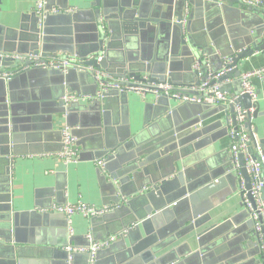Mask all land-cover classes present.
Here are the masks:
<instances>
[{
  "label": "crops",
  "instance_id": "0c3cea01",
  "mask_svg": "<svg viewBox=\"0 0 264 264\" xmlns=\"http://www.w3.org/2000/svg\"><path fill=\"white\" fill-rule=\"evenodd\" d=\"M34 1L0 0V55L27 54L18 53L17 49H28L42 29L33 16ZM180 1L124 0V5L133 6L155 28L150 32L148 26L145 39L131 38L127 43L117 25L110 34L106 27L103 30L104 22L95 15L99 41L104 31L107 38H114L111 45H107L109 40L105 41L98 54H103L109 62L106 72H114L116 61L124 56L132 61L149 60L152 56L161 60L171 42L175 52L178 51L173 42L178 32H171L169 19ZM193 1L183 7L188 9V16L192 14L184 24L189 32L186 36L201 47V62L206 58L207 65L217 71L223 66V59L245 48L253 53L239 65L241 74L264 67V49H258L264 40L263 23L248 16L256 5L243 0L238 8L243 14L234 11L225 14L214 6V1ZM94 3V0H46L47 9H57L65 15L47 20L46 53L36 57L41 60L76 57L82 68L71 70L66 77L31 69L21 72L25 74L13 75L9 81L0 79V111L6 113L0 117L18 118V124L23 127L18 150L25 152L11 155L10 167L0 172V264H13L14 247L20 252L17 259L20 264H66L65 248L85 246L87 235L96 241L117 237L100 252L109 255H98L94 264L129 260L134 258L131 249L141 253L166 239L170 240L168 244L147 264L156 261L160 264H263V254L241 209L237 179L225 172L232 161L226 114L221 109L203 103L179 104L153 95L141 99L127 93L125 101L110 95L93 105H73L70 114L62 118L60 98L64 93L91 94L94 90L92 76L83 70L81 60L84 59L73 55L79 48L82 52L89 50L93 44L91 12L97 11ZM205 45L212 50V56L204 52ZM182 54L187 53L180 49L170 57L168 68L172 82L169 83L178 92L193 95L197 86L192 71L197 62L191 64ZM18 66L0 64V71H15ZM111 77L121 83L132 80ZM251 84L258 99V113L252 120L257 144L253 150L264 155V81L253 78ZM223 85L231 95L239 92L238 77L227 78ZM2 94L5 105L1 102ZM64 124L78 139L80 160L75 164L66 165L54 156L61 149L59 129ZM135 140L152 149L142 159L144 166L130 170L128 175L121 174L116 183L110 176L104 179V173L95 165L101 159L98 147L105 143L110 152H116L115 161L129 164L135 159L132 151ZM179 176L182 182L177 185ZM162 183V192L157 191L149 200L144 198V192H150L152 185L160 188ZM120 195L127 198L122 205L124 209L108 212L94 224L75 215L71 232L63 216L41 213L53 204L78 201L101 208L113 207ZM155 212L160 214L151 219L154 215L149 214ZM6 214H11L9 227L1 218ZM39 228L50 237H60L59 248L51 246L46 235L37 236ZM125 231L128 236L119 235ZM75 255L71 264H87L83 255Z\"/></svg>",
  "mask_w": 264,
  "mask_h": 264
},
{
  "label": "built area",
  "instance_id": "2783aa9c",
  "mask_svg": "<svg viewBox=\"0 0 264 264\" xmlns=\"http://www.w3.org/2000/svg\"><path fill=\"white\" fill-rule=\"evenodd\" d=\"M247 3L251 5H260L259 0H250ZM57 9H47L46 0H35L33 6V14L38 19V25L40 28L43 26V21L49 16L60 14ZM189 11L187 8L183 10V19L179 23H185ZM175 22V20L173 21ZM103 25V24H102ZM105 30L104 25L102 26ZM0 58L10 59L11 62H21L15 71L3 72L0 71V79L9 81L10 78L21 72H27L31 69H40L44 71H60L62 75H67L71 70H77L82 68L80 61L76 57L66 56L64 58H50L47 60H41L33 54H15V55H0ZM104 58L103 54L96 55L94 60L99 63ZM234 56L223 59V66L220 70L213 71L205 58V67L207 73L205 76L198 75L199 84L195 88V94L189 95L178 92L172 85L165 80L164 83L144 84L135 82L133 80H125L123 83L114 80L110 74L104 70L86 68L84 71L92 73L93 80L96 85V89L93 94H78L66 92L60 98V103L64 112L62 118L67 117L66 110L78 104L93 105L104 99V96L109 91H117L118 93H133L144 99L147 95H153L156 99L166 98L176 103L182 104H207L214 108H219L226 114V129L228 138L230 140L229 153L231 157V164L238 177V186L241 197V209L246 212L248 219L252 223V229L256 237V242L260 253L264 258V200L262 199V191H264V155L261 152H254L253 147L256 146L254 139L253 125H248L253 120V113L256 110L258 102L257 94L252 87L251 80L256 78L260 81H264V67L242 73L239 77V92L238 94H229L225 89L220 79L227 73L233 70L230 67L233 63ZM86 62V60H81ZM27 64V65H25ZM200 68L199 63L193 65V70L198 71ZM166 76H168L166 74ZM147 75L143 76L146 79ZM167 78V77H166ZM247 95L250 101V108L245 109L242 103L238 100L239 96ZM232 109V112H230ZM201 124V123H200ZM197 126L200 127L201 125ZM61 149L54 154L56 158L63 161L64 164H75L80 160V150L78 147V139L74 135L73 130L64 124L59 129ZM257 149V148H256ZM115 154L114 151L109 152L110 156ZM243 157L244 168L249 177L250 190H245L244 180L239 173L238 157ZM33 157V156H31ZM104 160L100 159L95 162L96 167L104 173ZM127 201L125 196L119 198V202L113 207H96L94 205L85 204L81 201L70 204H53L47 210H42L41 213H52L61 215L66 219L68 230L71 232L72 218L75 215L82 216L88 221L93 218H99L102 215L115 211ZM124 233H120V236H125ZM116 236H111L103 241L93 240L90 235H87L86 246H68L65 248L67 254L66 264L72 263V255L74 254H86L89 257V264H94L96 254L109 247L116 240ZM264 264V260H263Z\"/></svg>",
  "mask_w": 264,
  "mask_h": 264
},
{
  "label": "water",
  "instance_id": "95a60500",
  "mask_svg": "<svg viewBox=\"0 0 264 264\" xmlns=\"http://www.w3.org/2000/svg\"><path fill=\"white\" fill-rule=\"evenodd\" d=\"M94 1H95L94 5H95V8L97 9V11H96V13L91 12V13H93L92 14L93 15L92 23H93V28L95 31L94 38H93V44L90 46L89 50L82 52L81 48H79V51L75 52V54H73V55L77 56L80 59L86 60V62L84 63V66L86 68H93V69H100V70H104V71H109V67H108L109 62L105 58H103L99 63H96V61L94 60V57L100 53V49L102 48V44H105V41L107 42L109 40L107 45H111L110 43L114 42V38H112V37L107 38V34L104 31L102 33V39H100V41H99L98 32H97V25H96V23H97L96 16L99 20H102L104 22L103 25H104V27H106L107 32H109L110 34L112 32H114L113 26L117 25L120 32H121V35L124 38L123 41H125L126 43L131 38H134V39L140 38L142 40L145 39L146 38L145 33L147 32L148 26L150 27V32H154L155 28H154V26H152L150 24L148 19H145L144 17L141 18L139 16L140 14H137V11L133 9L134 8L133 6L130 5V7H129L128 5H124L123 4L124 0H120L119 3L117 1L115 2L114 0H107L106 2L104 0H94ZM205 1H209V3L214 1V3H215L214 6H216V8L219 9L220 11H225V14H227L230 11H234V12H237L239 14L244 13L238 9L239 6H242L243 0H205ZM193 2H194L193 0H181L179 2V8L177 9V11L175 13H173V17H171L169 19V23L171 22L170 23L171 32H174V33L178 32V36H175L173 38V42L177 44L178 51L180 49H181V51H185L187 54H182V55L184 57H186L188 59V61L191 62V64L195 63V62H197V63L200 62L199 63V65H200L199 70L198 71H196V70L192 71V73L195 75V78H196L195 85L198 86V84H199L198 75L199 74H205V71H206L205 64L203 62H201L202 59L200 58V54H199L200 53L199 50L201 49V47H197L196 45H194L191 38L186 36V35H188L187 33H189L187 25H185L183 23H179L183 19V7H185L186 4H190ZM133 5L137 6L136 4H134V2H133ZM207 5H210V4H207ZM235 6H236V8H233ZM246 13L248 15L247 11H246ZM63 15H65V14L61 13V14L54 15L55 17L49 16L47 19H45V21H43L42 29L40 31H38L36 36H35V41L32 40L28 49L22 48L19 50V48H18L17 49L18 53H20L21 51H24L23 53L33 54V55H40V54L46 53V51L44 50L45 45H46V40H45L46 32L44 29L46 22H47V20H50L51 18H58V17H61ZM33 16H35V15L33 14ZM67 16H70V15H67ZM191 16H192V14H190V16H188V18H190ZM248 16L253 20H259V21L261 20L262 21L263 24H262L261 29L263 30L262 33H264V3L262 1H260V5L256 6L255 10H252ZM174 19H175V22L172 24V21H174ZM176 39H177V41H176ZM256 43H258V41H256ZM261 44H260L261 47L259 46L260 48H258V49H264V40L261 42ZM202 48H204V52L207 53V56H212L211 55L212 50L210 52L209 47L207 48V46L205 45V46H202ZM233 48H234V52L237 53V51H238L237 48L236 47H233ZM178 51L175 52L174 45L171 42V44L168 47L166 56L163 59L158 60V61H157L155 56H152L149 60H142L141 59L140 61L139 60L132 61L129 58H127V56H124L120 60L116 61V66H115L116 68H115L114 72H111L110 75L111 76L113 75L114 78H126V79L130 78L135 82H140V83H144V84H148V85H150V84H154V85L162 84L165 82L166 79L168 82H172L171 81L172 72L168 68V62L170 60V57H173V56L178 54ZM252 53H253V50H251V49L248 50V49L244 48V50L241 51L240 53L234 54L233 55L234 56L233 63L230 66V67H233V70L230 71L229 73H227L224 77H222L220 79V81L224 82L227 78H231L232 76L239 78L241 75V71L238 69L239 65L242 63V61L245 58L250 57L252 55ZM8 63H12L13 66H18V65L22 64L19 61L11 62L10 59L0 58V64L1 65L6 66ZM25 65H27V64H25ZM32 70H35V69H32ZM27 72H25V73H27ZM44 72H47L49 74H55V75L61 74L60 71H44ZM85 72L92 76V73L88 72L87 70ZM25 73H21V74H25ZM112 73H114V74H112ZM167 73H168V76H166ZM67 75H63V76L66 77ZM144 75H147L146 79H143ZM95 89H96V85L94 84V90L91 94L94 93ZM110 95L120 97L123 99V101H125V97H126L125 93H118L117 91H109L108 93L105 94V96H110ZM105 96H104V98H105ZM238 100L242 103V106L245 109H249L251 107L249 97L247 95L239 96ZM1 102L5 105L6 98L3 96V94L1 95ZM257 106H258V102H257L256 108H258ZM71 109H72V106L66 110L67 114H70V112L72 111ZM63 112H64V110L61 107V114ZM230 112H232V109H230ZM257 113H258V111L256 109L253 113V119L256 118ZM5 114H6L5 110L0 111V115H5ZM11 116H14V115H11ZM17 119L18 118H16V117L8 118V116H6V117L1 116L0 117V172L1 173L6 167H10V162H11L10 156L11 155H20L22 153H25V152H20L18 150L19 143H21V141H22V140H20L19 135L21 132H23V127L18 124ZM252 124L253 123L250 122L248 125L250 126ZM139 143L137 144V142L135 140L134 147L132 150L133 153L135 154V159L132 160L129 164L120 163L118 160L115 161L116 152L113 156H110L109 155L110 149L107 148L105 143H102V145H100L98 147V151H100V158L101 159L105 158L104 167H103V171H104L103 178L107 180L106 176H108V178L110 176L111 180L116 183L115 179H117V177L121 176V174L123 176H125V175L129 174L130 170H138L139 168H142L144 166L142 164V163H144V161L142 160L143 157L148 155L149 153H151L152 149L150 147V150H149L148 145H142V143H144V142H141V144H139ZM9 145H12V147L9 148ZM229 164L230 165H228L226 167L225 172H228L230 175H232L233 178L237 179V182H238L237 173L235 172L233 165L231 163H229ZM238 164H239V173L244 180L245 190L248 192L250 190V181H249V177L246 173V170L244 168L242 156L238 157ZM100 172H102V171H100ZM179 182H182V180L180 179V176L177 180V185ZM120 183H121V181H120ZM163 183L161 184L160 188H157V186H154L155 184L152 185V189L150 190V192H148V191L144 192V195H143V196H145L144 198L146 200L153 198L155 196V194L157 193V191H159V192L161 191L162 187L164 186ZM114 185H116V184H114ZM177 189H178V187H177ZM178 191H180V189ZM121 196H123V195H120L119 197H121ZM262 199L264 200V191H262ZM117 203H118V200H117L116 204ZM121 207H123V206H121ZM122 209H124V207ZM159 214H160V212H155L154 214H149V215H154V216L150 217L152 219V218H156ZM245 215L248 219V215L246 214V212H245ZM44 216L46 217L47 215H44ZM1 218L4 219L8 223L7 226L9 227V224L11 222V214L10 215L9 214L3 215V216H1ZM103 218H104V216L101 219L93 218L90 220V223L94 224L95 222H98V220H103ZM150 218H148V219L150 220ZM110 219H112V218H110ZM191 222H190V224H191ZM248 224L251 225V227H252V223L249 219H248ZM10 231H11V229H10ZM45 233L46 232L43 229L39 228V230L37 232V236L43 237L44 235H46L48 238L46 241L49 242L51 244V246L56 245V248H59L58 245H59V243L62 242V239L60 237H56V236L50 237L49 233H46V234ZM125 236H128V231H127ZM59 239L61 240L60 242H58ZM169 241L170 240L166 239V240H162L160 242H157V243L149 246L148 248H146L141 253L140 252L138 253L134 249H131V251L134 255V258H131L129 260L125 259L124 261H121V262L116 261L114 264H147V263L154 261L156 259V253L159 252L160 250H162L163 247H165V245L168 244ZM121 242H124V241H121ZM12 251H14V256L12 257V260H13L12 263L13 264H20V262L17 260L20 256L19 250H17L14 247V248H12ZM101 251H99L96 254L95 260L97 259L98 255L99 256H102L104 254L109 255V253H106V252L100 253ZM83 256L86 258L87 264H89L90 259H89L88 255L83 254ZM65 257L67 259L66 252H65ZM74 258H76L75 254L72 255V260ZM51 264H53V262ZM63 264H65V263L63 262ZM155 264H160V263H159V261H156Z\"/></svg>",
  "mask_w": 264,
  "mask_h": 264
}]
</instances>
